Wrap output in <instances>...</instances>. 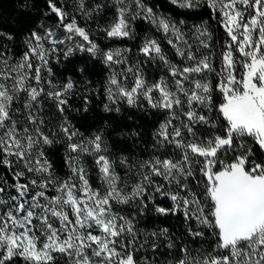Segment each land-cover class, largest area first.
<instances>
[{
    "label": "snow or ice",
    "instance_id": "6c2138e0",
    "mask_svg": "<svg viewBox=\"0 0 264 264\" xmlns=\"http://www.w3.org/2000/svg\"><path fill=\"white\" fill-rule=\"evenodd\" d=\"M58 2L46 0L66 39L81 37L88 46L80 44V50L108 69L104 110L119 112L121 102L142 107L143 100L165 118L154 133L153 154L138 165L135 183L128 185L107 154L102 130L86 137L65 114L70 98L80 95L71 77L62 84L53 80L51 62L59 63L57 46L65 40L51 30L30 31L16 59L0 45V169L12 180L0 176V264H157L148 251L156 253L162 238L169 249L174 241L167 228L137 227L149 202L161 215L181 216L190 238L210 243L195 256L181 244L174 264H264V0H203L222 17L227 39L219 52L212 50L206 22L194 26L193 50L177 24L143 0H115L117 16L101 29L107 37L132 38V21L144 19L170 36L167 43L180 58L173 63L156 39L145 37L139 52L167 70L152 82L128 65L130 49H102ZM170 2L182 9L202 5V0ZM87 7L84 0L75 4L90 17ZM0 36L13 39L4 32ZM72 51L64 52L65 59ZM84 84L86 112L89 96L100 93L89 87L90 80ZM215 93L219 103L213 101ZM49 101L61 116L55 132L45 119ZM60 143L66 179L56 175L47 154ZM85 155L94 157L103 191L90 183ZM157 198L171 205L162 207Z\"/></svg>",
    "mask_w": 264,
    "mask_h": 264
},
{
    "label": "trees",
    "instance_id": "16d2710c",
    "mask_svg": "<svg viewBox=\"0 0 264 264\" xmlns=\"http://www.w3.org/2000/svg\"><path fill=\"white\" fill-rule=\"evenodd\" d=\"M84 2L88 6L87 10L91 12L90 17H85L75 10L77 0H59L57 6L63 5L65 7L69 12V20L72 16H75L77 23L86 29L90 38L99 44L102 49L107 50L114 47L130 49L131 55L136 63L143 66L149 80L154 81L166 73L167 70L158 60L149 63L148 58L139 52L145 37L156 39L168 59L173 63H180V58L175 55V50L167 43L163 33L144 19L136 20L135 32L132 38L107 37L101 29L111 24L117 16L118 5L115 0H84ZM143 2L154 10L167 14L177 21H183L187 28L206 22L212 32L211 44L212 50L215 52H219L221 44L227 39L220 22L222 17L219 13L214 14L203 3L201 7L196 9H182L173 5L170 0H143ZM97 5L100 6L99 9L93 11ZM33 30L43 34L51 30L57 40H65V43L58 45L60 48L59 63L53 61L51 66L54 78L61 84L68 77L77 82L75 91L79 92L80 95H73L70 98L71 108L65 113L71 123L86 135H92L98 130H102L111 155L117 161L127 160V165L120 164L123 173L128 170L127 166H129L132 169L133 176H135L138 165L143 160L149 159L154 152V133L164 120L165 113L151 109L144 101L139 102L143 105L142 107L128 106L126 103L121 102L118 105L119 112L105 111L104 104L107 101L103 95V84L108 75V69L100 62L99 58H94L87 51H81L79 48L80 42H75L73 38L71 40L66 39L67 35L63 26L55 14L50 12L46 0H0V32L13 36L12 40L0 36V45H6L10 49V55L13 59L18 58L25 51L24 39ZM68 48H72L73 51L65 59L64 52ZM80 68L85 69L84 73L78 71ZM85 79L92 82L89 87L95 86L93 88L94 92L100 93L94 97L89 96L91 103L87 105L88 111L86 112L83 110L84 106L82 104V96L85 94ZM213 82L215 83V81ZM213 101L214 103L220 102L218 93L214 94ZM45 111L47 113L45 119L53 125L52 130H56L61 120L60 114L52 106V103L46 104ZM213 116H215V112H213ZM55 126L56 129H54ZM47 154L53 163L56 175L67 178L69 169L65 164L66 153L63 143L48 149ZM0 176L8 179L9 183L12 182L11 176L7 175L3 169H0ZM157 203L162 207L171 205V201L167 199L157 198ZM128 207L125 209L127 210ZM132 208L134 209L135 205ZM137 227L147 231L167 228L168 235L173 238V248H167V240L162 238L158 241L160 248L156 253L148 251V255L156 257L157 264H166L169 261L174 264L175 260L179 258L181 244L187 246L193 256L210 248V243H204L199 239L193 240L186 234V226L181 216L161 215L154 211L151 202H149L143 215L137 217ZM207 239L211 241L213 238L208 236ZM137 255H140V253L137 252ZM20 264H23V261Z\"/></svg>",
    "mask_w": 264,
    "mask_h": 264
},
{
    "label": "rangeland",
    "instance_id": "374dc122",
    "mask_svg": "<svg viewBox=\"0 0 264 264\" xmlns=\"http://www.w3.org/2000/svg\"><path fill=\"white\" fill-rule=\"evenodd\" d=\"M125 2L126 3H130L131 2V0H125ZM144 3V2H143ZM202 3H203V0H202ZM145 5H147L146 3H144ZM148 6V5H147ZM150 7V6H149ZM133 8H135V6L133 5ZM153 11L155 12V13H157L158 14V16H160V17H167V18H169L171 21H173V22H175L176 24H177V26L181 29V31L184 33V35H185V39H187L188 40V42L190 43V44H193V50H195V43H194V37H195V27L194 26H200V25H202V24H204V23H202V24H198V25H194V26H192L191 28H187L186 26H185V24L184 23H180V21H177V20H175V19H173V18H171L169 15H167V14H164V13H162V12H160V11H156V10H154L153 9ZM139 19V18H138ZM138 19H136V20H138ZM136 20H133L132 21V25H133V28H134V32H135V22H136ZM147 23H149V24H152V23H150L149 21H147V20H145ZM152 25H154V24H152ZM156 28H157V26L156 25H154ZM207 27H208V25H207ZM159 30V29H158ZM161 31V30H160ZM208 31H210L211 32V30H210V28L208 27ZM162 32V31H161ZM40 33V32H39ZM163 33V32H162ZM212 33V32H211ZM40 34H42L43 35V33H40ZM66 34V33H65ZM67 35V34H66ZM163 36H164V38L167 40L168 38H170V36H165L164 35V33H163ZM57 39V38H56ZM73 39H75L74 41L75 42H80L81 44H83L84 46H88L87 45V42L86 41H83V39L81 38V37H78V36H74L73 37ZM58 47V46H57ZM59 48V47H58ZM117 48H121V49H125V48H123V47H114V48H111V49H117ZM60 49V48H59ZM173 49V48H172ZM107 50H109V49H107ZM214 51V50H213ZM60 53V52H59ZM59 53H58V55H59ZM126 55H127V63H128V65L129 66H132L133 68H136V67H139L140 68V70L144 73V75H145V77H146V79L149 81V82H152L151 80H149L148 79V77H147V74L145 73V71H144V68H143V66L141 65V64H139V63H136V61H135V59L133 58V56L131 55V53L130 52H127L126 53ZM14 59H16V58H14ZM53 61H55V59H53L52 60V62ZM52 62H51V64H52ZM117 67H119V66H117ZM45 75H46V73H45ZM165 75H167V72L166 73H164L162 76H165ZM170 79V78H169ZM53 80L55 81V82H58L54 77H53ZM60 83V82H59ZM127 83H128V85L130 86L131 85V83H132V80H131V76H129V79H128V81H127ZM23 95V94H22ZM154 95H156L155 93H154ZM141 101H143V100H141ZM47 103H52V102H47ZM46 103V104H47ZM46 104H45V107H46ZM69 119V118H68ZM60 122V121H59ZM51 122H49V126H50V130H52V124H50ZM174 123H176L175 121H174ZM57 127H58V125H57ZM54 129H56V126H55V128ZM57 130V129H56ZM56 130H52V132H54V131H56ZM84 134V133H83ZM92 135H94V134H92ZM92 135H86V134H84V136H92ZM104 141H105V143H106V145H107V149H108V155H109V157L115 162L114 163V167H115V170L120 174V176H121V180H122V182H126L128 185H131V184H133V183H135V180H136V178H135V176H133V174H132V169L129 167V166H127V171L125 172V173H123V170H121V166L122 165H120L121 163H119V161H117L112 155H111V153H110V148H109V145L107 144V141H106V139H104ZM83 164H84V167L87 169V172H88V177H89V180H90V183L92 184V186L94 187V188H99L101 191H103L104 190V185L99 181V178H98V171L96 170L95 171V169H97V166L94 164V157H91V156H87V155H85L84 156V158H83ZM58 176V175H57ZM66 179V178H65ZM129 189L128 188H126L125 189V191H128ZM117 207H123V208H127L128 206H124V205H118ZM34 223H35V221H34ZM37 235H40V233L39 232H37ZM40 240H41V242H43V240H44V236H42V235H40Z\"/></svg>",
    "mask_w": 264,
    "mask_h": 264
}]
</instances>
